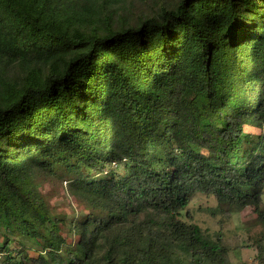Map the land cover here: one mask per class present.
<instances>
[{
	"label": "trees",
	"instance_id": "obj_1",
	"mask_svg": "<svg viewBox=\"0 0 264 264\" xmlns=\"http://www.w3.org/2000/svg\"><path fill=\"white\" fill-rule=\"evenodd\" d=\"M120 2L0 0L4 264H227L220 234L180 219L195 193L264 223V0L135 19ZM53 176L82 219L44 201L34 179Z\"/></svg>",
	"mask_w": 264,
	"mask_h": 264
},
{
	"label": "rangeland",
	"instance_id": "obj_2",
	"mask_svg": "<svg viewBox=\"0 0 264 264\" xmlns=\"http://www.w3.org/2000/svg\"><path fill=\"white\" fill-rule=\"evenodd\" d=\"M173 2L174 0H122L119 6L124 8L129 19H135L148 16L158 6L170 5ZM261 132L264 133V128ZM122 169V166L118 168L119 174ZM68 180L56 176L34 179L44 201L54 214L66 219L67 223L70 220H80L89 213V210L68 192ZM261 199L264 211V192ZM215 208H218V203L213 196L195 193L190 197L188 206L181 212L180 219L198 226L204 234L212 238L220 234L222 244L227 250V264H257L258 247L264 246V223L257 219L253 208L246 207L240 211ZM60 231L68 246L76 244L79 236L77 233L70 234L67 224L61 225ZM20 240H15L14 245L20 246ZM0 241L3 239L0 238ZM25 244L29 247V255L35 258L37 252L30 248L29 242ZM13 247H10L11 251Z\"/></svg>",
	"mask_w": 264,
	"mask_h": 264
},
{
	"label": "built area",
	"instance_id": "obj_3",
	"mask_svg": "<svg viewBox=\"0 0 264 264\" xmlns=\"http://www.w3.org/2000/svg\"><path fill=\"white\" fill-rule=\"evenodd\" d=\"M125 161V160H123ZM117 167V164L116 163H112L111 167L110 168H116ZM8 255V253H5L3 251L0 250V264H4L3 263V259L6 258V256Z\"/></svg>",
	"mask_w": 264,
	"mask_h": 264
}]
</instances>
